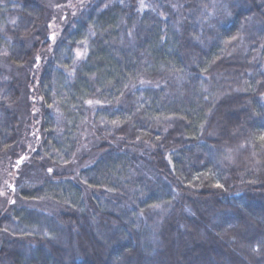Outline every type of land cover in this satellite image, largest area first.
<instances>
[{"label":"trees","instance_id":"1","mask_svg":"<svg viewBox=\"0 0 264 264\" xmlns=\"http://www.w3.org/2000/svg\"><path fill=\"white\" fill-rule=\"evenodd\" d=\"M76 10L50 44L41 0H0V162L31 66L45 175L21 197L49 207L0 215V264H264V0Z\"/></svg>","mask_w":264,"mask_h":264},{"label":"rangeland","instance_id":"2","mask_svg":"<svg viewBox=\"0 0 264 264\" xmlns=\"http://www.w3.org/2000/svg\"><path fill=\"white\" fill-rule=\"evenodd\" d=\"M89 0H41L42 4L47 8V16L42 32L44 37L50 44L58 39L60 30L67 21L68 11H72V15L77 13L76 8L80 4H84ZM0 67L11 70L13 66L0 59ZM31 66L26 68L22 73L25 76L35 75L36 71H30ZM39 74L36 72V76ZM24 87L27 91L20 105L22 110V137L19 145L14 148L6 159L0 162V215L11 206L17 207H36L39 209H48L44 202L28 201L21 197L25 189L35 188L43 181L45 175L44 164L37 163L28 159L24 161V156L31 153L38 138L37 125L35 118L38 120L39 108L33 104L35 96L32 93V85L25 79ZM98 151L93 145L86 149L85 155L82 156L76 166L75 171L86 164ZM23 156V159L21 158ZM22 159V161H21ZM21 161V162H20ZM1 237V233H0Z\"/></svg>","mask_w":264,"mask_h":264},{"label":"snow or ice","instance_id":"3","mask_svg":"<svg viewBox=\"0 0 264 264\" xmlns=\"http://www.w3.org/2000/svg\"><path fill=\"white\" fill-rule=\"evenodd\" d=\"M89 103L91 104V103H92V101H89ZM97 103H98V102H97ZM261 139H264V137H261ZM52 171H53V169H52V168H49V169H48V172H50V173H51ZM255 250H256V251H259L260 249H259V248H256Z\"/></svg>","mask_w":264,"mask_h":264},{"label":"water","instance_id":"4","mask_svg":"<svg viewBox=\"0 0 264 264\" xmlns=\"http://www.w3.org/2000/svg\"><path fill=\"white\" fill-rule=\"evenodd\" d=\"M22 159H23V158H22ZM22 159H21V161H22ZM21 161H20V162H21Z\"/></svg>","mask_w":264,"mask_h":264}]
</instances>
